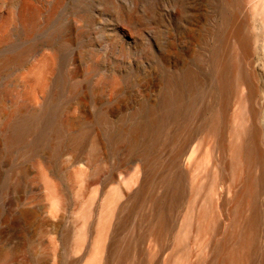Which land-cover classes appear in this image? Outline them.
<instances>
[{
  "label": "bare ground",
  "instance_id": "obj_1",
  "mask_svg": "<svg viewBox=\"0 0 264 264\" xmlns=\"http://www.w3.org/2000/svg\"><path fill=\"white\" fill-rule=\"evenodd\" d=\"M255 4L251 24L238 0H219L184 61L154 62L148 46L135 64L147 77L123 78L129 93L98 99L76 68L52 73L54 58L32 69L36 84L0 114V264H264V0ZM183 6L179 21L194 12ZM26 188L46 202L49 239L36 237L39 201L18 207Z\"/></svg>",
  "mask_w": 264,
  "mask_h": 264
},
{
  "label": "rangeland",
  "instance_id": "obj_2",
  "mask_svg": "<svg viewBox=\"0 0 264 264\" xmlns=\"http://www.w3.org/2000/svg\"><path fill=\"white\" fill-rule=\"evenodd\" d=\"M188 2L194 7L193 15L179 21L178 14L185 9L184 0H0V114L8 115L22 103L40 76L32 69L37 70L46 58H54L51 72L55 75H64L68 69L76 68L77 79L84 89L98 99L109 98L120 90L129 93V88L125 90L124 76L147 77L135 67L138 60H186L189 52L197 48L202 28L211 23L219 0ZM135 3L139 5L136 9ZM144 6L152 14V20L143 15ZM238 6L240 21L252 24L260 20L255 14V0H238ZM31 23L36 26L27 32ZM119 23L129 26L132 35L118 33ZM64 38L70 39L67 45H61ZM148 46L152 50L149 59H145L147 55L140 59L139 54L145 53ZM164 48L170 49V58L167 51L161 53L166 57L161 56ZM21 50L27 51L21 61L4 63L7 57ZM123 99L121 95V103ZM73 110L74 106L67 108L65 117ZM27 167L37 183L35 166ZM34 191L39 192L26 188L17 193L19 208L24 206L27 196L35 197ZM35 199L39 201L38 207L32 206L37 213L36 237L49 239L52 232L46 222L43 206L46 202L39 197Z\"/></svg>",
  "mask_w": 264,
  "mask_h": 264
}]
</instances>
